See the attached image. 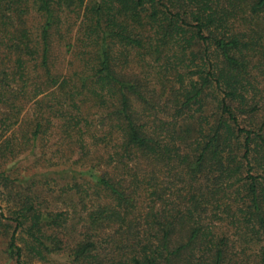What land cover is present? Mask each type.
I'll return each instance as SVG.
<instances>
[{
  "label": "trees",
  "instance_id": "obj_1",
  "mask_svg": "<svg viewBox=\"0 0 264 264\" xmlns=\"http://www.w3.org/2000/svg\"><path fill=\"white\" fill-rule=\"evenodd\" d=\"M0 232L13 264H264V0H0Z\"/></svg>",
  "mask_w": 264,
  "mask_h": 264
},
{
  "label": "rangeland",
  "instance_id": "obj_2",
  "mask_svg": "<svg viewBox=\"0 0 264 264\" xmlns=\"http://www.w3.org/2000/svg\"><path fill=\"white\" fill-rule=\"evenodd\" d=\"M56 53H57L56 56L58 58V62L62 63V61L64 59L63 54H61V53L58 54V51H56ZM32 159H33L32 157L24 158V159L20 160L18 163H16V166L19 167L21 169V171H27V170H29V168L32 165V163H31ZM30 171H31L30 173L39 171V173H40L39 179H44L43 181L47 180L51 186L54 185L52 183V179H59L57 177L58 175H49L48 177H46L44 175L45 171L42 169H39V168H35L34 170H30ZM58 181H60V180H58ZM2 206H3V204H2ZM6 248H7V239L0 232V264H13L12 261H10L8 256H7ZM60 259H62V258H60ZM58 261H61V260H58ZM33 264H44V263L36 262L35 260H33ZM46 264H53V263L51 262V263H46Z\"/></svg>",
  "mask_w": 264,
  "mask_h": 264
}]
</instances>
